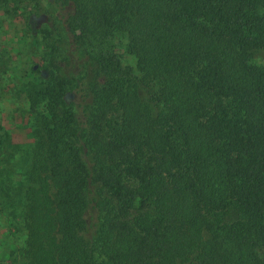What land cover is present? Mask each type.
<instances>
[{
  "label": "trees",
  "instance_id": "obj_1",
  "mask_svg": "<svg viewBox=\"0 0 264 264\" xmlns=\"http://www.w3.org/2000/svg\"><path fill=\"white\" fill-rule=\"evenodd\" d=\"M52 2L86 70L28 84L20 179L0 134L27 263L264 264V0Z\"/></svg>",
  "mask_w": 264,
  "mask_h": 264
},
{
  "label": "rangeland",
  "instance_id": "obj_2",
  "mask_svg": "<svg viewBox=\"0 0 264 264\" xmlns=\"http://www.w3.org/2000/svg\"><path fill=\"white\" fill-rule=\"evenodd\" d=\"M57 10L52 0H0V134L7 132L6 147L17 154L14 174L19 179L31 161L43 108L42 102L31 106L28 84L36 83V77L46 80L51 73L76 78L86 70L85 54L61 28ZM50 54H55L58 70ZM253 57L264 63V50ZM20 246L9 219L0 212V264H28Z\"/></svg>",
  "mask_w": 264,
  "mask_h": 264
}]
</instances>
